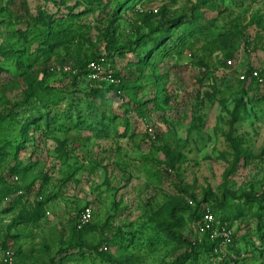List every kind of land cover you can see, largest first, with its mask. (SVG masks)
I'll use <instances>...</instances> for the list:
<instances>
[{"label": "rangeland", "instance_id": "1", "mask_svg": "<svg viewBox=\"0 0 264 264\" xmlns=\"http://www.w3.org/2000/svg\"><path fill=\"white\" fill-rule=\"evenodd\" d=\"M55 1L0 0V47L7 53L27 51L24 59L30 63L19 67L14 56L6 55L9 64L0 62V117L12 111L31 115L21 104L23 90L35 77L67 95L50 108L49 126L32 125L21 134L25 140L16 152L8 138L20 139L24 120L6 126L0 135V189L11 183L25 186L0 200V262L11 253L16 264H175L189 250L174 233L189 242L204 241L206 232L194 212L203 217L217 208L214 198L225 197L233 242L222 244L211 256L202 255L200 264H264V199L247 202L244 197L264 195V80L252 75L264 79V0L203 5L202 24L208 28L189 38L173 62L155 69L154 80L147 78L152 66L144 73L132 72L131 85L138 86L142 106L122 104L111 93L118 119L105 129L98 126L100 109L87 110L88 80L79 77L73 83L72 76L60 72L46 77L40 68L48 61L78 69L76 61L102 53L109 36L114 35L120 47L145 33L137 30L143 14L155 15L158 23L193 16L205 0H135L114 22L115 0H104L108 8L95 12L86 10L82 0ZM59 19L61 27L76 36L57 53L44 52V46L33 41L34 29L58 28ZM132 59L130 52L125 58L115 54L108 65L114 73L125 74ZM242 96L248 112L236 115ZM229 137L242 140L248 155L243 167L233 168ZM163 145L186 154L177 170L165 164L158 150ZM17 166L22 178L14 181L11 169ZM41 202L45 213L39 223L23 220L22 215L34 212ZM168 204L178 207L180 218V226L172 222L169 233L159 227L169 220L168 214L156 217ZM187 205L191 212L185 214L182 208ZM88 206L94 212L92 228L86 233L84 253H79L71 248L76 242L73 230ZM235 209H243V216ZM113 238L122 246H107L105 241ZM97 246L105 258L91 249Z\"/></svg>", "mask_w": 264, "mask_h": 264}, {"label": "trees", "instance_id": "2", "mask_svg": "<svg viewBox=\"0 0 264 264\" xmlns=\"http://www.w3.org/2000/svg\"><path fill=\"white\" fill-rule=\"evenodd\" d=\"M54 2L56 3L55 0ZM81 2L86 5V10L90 12H95L101 7L108 8L109 6V4H107L104 0H82ZM134 2L135 0H115L114 3H112V5H114L112 12L113 17L111 18L112 22L116 21L120 17V10L126 8L130 3L133 4ZM203 5L209 7H217L218 3L217 0H205L196 6V8L198 9L197 14L193 16L185 14L166 22L160 21L159 23L156 21L155 15L151 13H145L137 22V30L138 32H142V30L145 29L146 32L140 34L135 40L132 41V43L117 47L118 45L116 44L115 36H109L106 49L102 53L99 52L96 54L92 52L91 54H87L82 57V60H77L76 64L78 69H74L73 67H71L72 70L70 72L60 71V73L62 74H69L70 76H72L73 83H76L79 77H84L89 81V89L86 92V106L88 111L89 109H93L96 106L100 109V113L98 114V126H101L105 129L107 128L106 125L108 126L109 123L115 125L118 119V115L111 106V93H113L117 100H119L118 92L121 91L127 99V102L123 104H126L128 106L131 104H136L135 106L137 108L142 106V103L141 101H139L137 93L135 91L137 90L138 86L131 85L132 81L129 78V75H131V73L134 71L138 73H144L146 70H148L149 66H152V70L150 71L154 72H148V80H154L155 75L158 77L155 69H163L161 68L162 63L169 64L170 62H173L175 56L181 55V53H183V51L186 49L187 41L189 38H191L196 32H199V29L205 30L208 28L206 25L202 24V20L205 19V13L202 11ZM108 12L110 13L111 11ZM43 17H45V15H43ZM52 21L53 19L51 18V22ZM58 21V28L50 26L48 31L46 32L34 29L33 41L37 39L38 43L44 46V52L55 54L62 48V46H65L66 43L72 42V40L76 36L72 29L68 27H61V20L59 19ZM45 24L47 25V23ZM26 33L27 32L25 31H20L19 35L25 36L27 35ZM128 52L133 54V59L131 60L128 67H126L127 70L125 74L119 72L114 73V75L120 79L119 84H110L106 81H93L88 79V65L91 61L104 57L107 60V63H110V57L118 54V56L125 58ZM26 53L27 51H18L16 49H12L7 53L0 47V62L2 63L3 61H5L7 64H9L7 62L8 59L6 58V56H8L9 58L11 56H14L11 57V59L16 62L17 66L23 67L25 65H29L30 63L26 61V59H24V57H27ZM53 64L52 62L47 61V63L45 64L47 67H41L40 71L44 70L46 77L52 74V72L55 74H59L57 73L59 71L56 70V65ZM62 65L64 66L67 64H65L64 62L62 63ZM73 71H75V73ZM111 89L113 90L111 91ZM243 94H245V91ZM23 97L24 100L21 104V107H26L27 110L25 112H29L31 113V115L25 116L24 113L20 115L18 112L12 111L10 113H7V117L6 115L0 117V135L6 126L14 124L15 121L18 122L19 118L24 120V123L21 127L22 129L18 134V136L20 135V139L18 137L17 139L13 140L12 138H8V146L12 147L14 152L19 149L21 142L25 140L26 135L22 136L21 134L24 132L28 133L32 128V125L38 128L42 124L49 126L53 122H50V120L48 119L51 118L50 108L59 106V104L67 98V95L66 93H64V91L56 90L55 86L47 84L46 79L40 80L38 77H35L31 82L27 84V86L23 90ZM148 101H151V99L146 100V102ZM242 110L246 111V113L248 112V104H246L243 96L237 99L235 114L239 115ZM32 111H35V113L32 114ZM41 121L43 123H41ZM82 123L83 121L81 119L80 125ZM229 139L231 140L232 146L235 151L233 168L236 169L239 167H243L245 163H247L248 155L242 148V140L240 138L233 140L231 139V137H229ZM158 150L161 151L164 155L165 164L170 169L177 170L178 165L184 163L187 160L186 154H184L181 149H179V147L171 149V147L163 145ZM11 172L15 174L14 176H22V171L18 166L13 167L11 169ZM24 187L25 186H20L14 183L3 185L0 189V200L9 197L10 195L16 194L18 191H23ZM244 197L247 202L264 199V195L256 196L249 193L244 194ZM214 200L216 202L217 208H215V210L213 211H210L215 215V222L213 223L214 228L218 230V232H221L224 227H227L228 229L231 228L228 225L230 217L227 216V201L225 200V197H222L220 199L214 198ZM182 209L184 210L185 214L191 212V207L188 205L184 206ZM177 210L178 207L169 204L164 205L162 208H160V210L157 211L158 215H156V217H159L161 213H166L168 214L169 220L167 219V221L165 222H160L159 227L169 233L173 232L171 229V227L174 226L171 224L172 222H174L175 225L178 224L180 226V218L177 214ZM260 210L262 212L264 211L263 209ZM236 211L238 216H243V209H235V212ZM44 213V203L41 202L36 205L34 212L30 214L26 212L24 215H22V218L23 220H26V222L38 224L39 221L43 218ZM194 213L195 215H197V220L199 222L202 221L203 217L198 212V210ZM91 228V224H88L82 229H78L75 224L73 231L76 236V242L71 245L72 249L78 248L79 253H84V248L87 245V243L85 242L86 233ZM204 232H206V238L201 242H189L186 238H183V236L180 235L181 233H174V236L179 238L180 241H182L187 246V250H189L188 253L185 254V256L176 259L175 264H188L187 262H189L190 260H193V263L191 264H200L202 255L206 254L207 256H211L214 250L221 248L223 244L221 236L212 238L211 234L208 231ZM110 242L117 243L119 241L115 238L105 241L107 246ZM232 242L230 244H232ZM119 245L122 246L120 242ZM91 249H93V251L95 250V253H98V255L102 258L106 257L105 253L101 251L99 252L98 246ZM121 263L128 264L126 260L121 261Z\"/></svg>", "mask_w": 264, "mask_h": 264}, {"label": "built area", "instance_id": "3", "mask_svg": "<svg viewBox=\"0 0 264 264\" xmlns=\"http://www.w3.org/2000/svg\"><path fill=\"white\" fill-rule=\"evenodd\" d=\"M227 63L229 65L233 64L232 60H229ZM89 69V74H88V79L93 80V81H106L107 83L110 84H119L120 79L117 78L114 75V72L109 68V65L107 63V60L104 57H101L97 60H93L89 63L88 65ZM57 71H63V72H70L72 70L71 66H60L56 67ZM75 73V71H73ZM253 77L258 79V81L263 82V77L259 76L257 73H252ZM242 80L246 79V72H244L241 77ZM119 93V102L120 103H125L127 102V99L125 96L122 94V92ZM149 127V126H148ZM149 132L151 135H154L153 128L149 127ZM14 181L18 180V176H15L13 178ZM94 216V212L90 206L85 207L81 213L79 214L76 226L78 229H82L86 225H88ZM215 222V215L209 210L207 211L203 219L201 221V228L203 231H208L211 234L212 238L219 237L221 236L223 244H230L233 241V231L231 228L224 227L221 232H218L214 228V223ZM0 264H16L15 258L11 253H7L5 257L1 260Z\"/></svg>", "mask_w": 264, "mask_h": 264}]
</instances>
